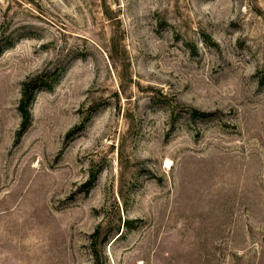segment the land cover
Here are the masks:
<instances>
[{"label":"rangeland","instance_id":"1","mask_svg":"<svg viewBox=\"0 0 264 264\" xmlns=\"http://www.w3.org/2000/svg\"><path fill=\"white\" fill-rule=\"evenodd\" d=\"M0 264H264V0H0Z\"/></svg>","mask_w":264,"mask_h":264},{"label":"trees","instance_id":"2","mask_svg":"<svg viewBox=\"0 0 264 264\" xmlns=\"http://www.w3.org/2000/svg\"><path fill=\"white\" fill-rule=\"evenodd\" d=\"M40 84V79H30L23 84L22 87V97L19 104V111L22 116V124L19 133L17 134V139H21L22 136L28 130L32 115H31V105L34 101L35 94L38 91V86ZM49 89H52L51 86H47ZM96 181V176H93V179L89 181L88 186L92 187Z\"/></svg>","mask_w":264,"mask_h":264}]
</instances>
